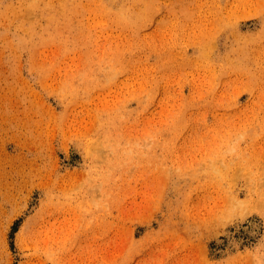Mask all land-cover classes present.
<instances>
[{
	"label": "rangeland",
	"instance_id": "rangeland-1",
	"mask_svg": "<svg viewBox=\"0 0 264 264\" xmlns=\"http://www.w3.org/2000/svg\"><path fill=\"white\" fill-rule=\"evenodd\" d=\"M0 264H264V0H0Z\"/></svg>",
	"mask_w": 264,
	"mask_h": 264
}]
</instances>
